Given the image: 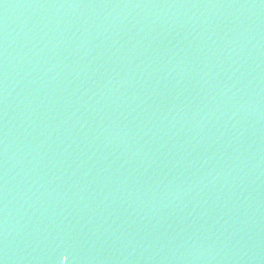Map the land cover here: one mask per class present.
<instances>
[{"label": "water", "instance_id": "water-1", "mask_svg": "<svg viewBox=\"0 0 264 264\" xmlns=\"http://www.w3.org/2000/svg\"><path fill=\"white\" fill-rule=\"evenodd\" d=\"M0 264H264V0H0Z\"/></svg>", "mask_w": 264, "mask_h": 264}]
</instances>
